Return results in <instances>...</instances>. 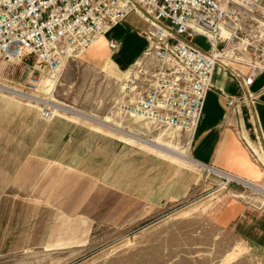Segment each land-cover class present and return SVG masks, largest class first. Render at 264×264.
Returning a JSON list of instances; mask_svg holds the SVG:
<instances>
[{
  "label": "rangeland",
  "instance_id": "rangeland-1",
  "mask_svg": "<svg viewBox=\"0 0 264 264\" xmlns=\"http://www.w3.org/2000/svg\"><path fill=\"white\" fill-rule=\"evenodd\" d=\"M86 51L31 89L33 56L1 62L0 264H264L218 222L234 203L264 214V196L183 161L188 133L132 114L143 56L119 72Z\"/></svg>",
  "mask_w": 264,
  "mask_h": 264
},
{
  "label": "built area",
  "instance_id": "built-area-1",
  "mask_svg": "<svg viewBox=\"0 0 264 264\" xmlns=\"http://www.w3.org/2000/svg\"><path fill=\"white\" fill-rule=\"evenodd\" d=\"M130 14L147 25L146 66L139 70L141 94L132 114L152 124L178 128L191 139L217 68L244 89L264 72V0H0V62L33 56L35 76L27 87L35 88L42 74L56 75ZM196 37L204 39L206 51L193 45ZM106 43L110 50L118 46ZM232 64L248 75L243 78ZM246 95L224 97L225 106L237 111L246 98L253 108ZM40 115L53 118L47 109ZM246 145L261 164V137L254 149Z\"/></svg>",
  "mask_w": 264,
  "mask_h": 264
},
{
  "label": "crops",
  "instance_id": "crops-1",
  "mask_svg": "<svg viewBox=\"0 0 264 264\" xmlns=\"http://www.w3.org/2000/svg\"><path fill=\"white\" fill-rule=\"evenodd\" d=\"M146 27L140 18L130 14L123 23L110 30L104 39L96 41L86 51V55L95 64L110 63L117 71L127 72L146 50L147 43L142 35ZM198 38L200 45L195 44L194 40L193 45L206 51L208 47L204 39ZM106 40H114L118 44L117 48L110 50ZM230 66L243 78L248 75L247 68L233 64ZM246 91L251 96L253 108L246 101ZM224 97L246 98L237 111H230L225 106ZM260 137L264 144V72L253 77L251 84L244 89L228 70L217 68L200 121L190 139L189 156L203 168L251 185H259L264 181V161L260 159V164L246 143L254 149ZM112 145L115 156L131 151L117 141ZM134 154L139 153L134 151ZM218 222L228 227L239 241L258 252H264V214L234 203L220 212Z\"/></svg>",
  "mask_w": 264,
  "mask_h": 264
},
{
  "label": "bare ground",
  "instance_id": "bare-ground-1",
  "mask_svg": "<svg viewBox=\"0 0 264 264\" xmlns=\"http://www.w3.org/2000/svg\"><path fill=\"white\" fill-rule=\"evenodd\" d=\"M9 61H18V60H9ZM141 63H142V61H138V63H135V65H134V67H133V69H138V67H140V65H141ZM1 64V63H0ZM221 68V67H220ZM53 86H54V84H53ZM5 88V87H4ZM7 88V87H6ZM2 89V88H1ZM10 89V88H9ZM6 90V89H5ZM15 93H17L18 95H15V96H20V97H27V98H30V96H28V95H26V94H24V93H22V92H18V91H15L14 89H12ZM11 90V91H12ZM8 91V90H7ZM12 95V94H11ZM32 97V96H31ZM101 123L102 124H104V125H107L106 123V121L105 120H103V121H101ZM98 124H100V123H98ZM118 130V129H117ZM127 133V132H126ZM128 134V133H127ZM151 143V142H150ZM153 144H155V142H153ZM156 145V144H155ZM158 145V144H157ZM162 146V145H161ZM164 147V146H163ZM169 150V149H168ZM180 157V156H179ZM183 161H185L186 163H188V164H191L192 166H199L195 161H193L192 159H191V157L189 156V154L186 152V153H181V157H180ZM200 167V166H199ZM202 167V166H201ZM208 171H214V170H208ZM216 173H219L220 174V172H217L216 171ZM219 174H217V175H219ZM220 176H222V177H226V178H228L226 175H223V174H220ZM242 184H244V186H246V187H249V188H251V189H253V190H257L258 192H261V193H264V192H262V189L260 188V186L259 185H251V184H248V183H246V182H243Z\"/></svg>",
  "mask_w": 264,
  "mask_h": 264
}]
</instances>
